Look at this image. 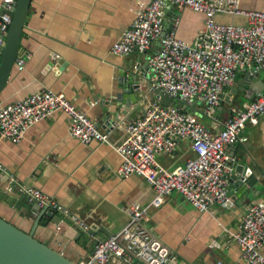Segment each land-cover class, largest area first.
<instances>
[{"label":"crops","instance_id":"0c3cea01","mask_svg":"<svg viewBox=\"0 0 264 264\" xmlns=\"http://www.w3.org/2000/svg\"><path fill=\"white\" fill-rule=\"evenodd\" d=\"M149 0H30L20 37L18 54L23 67L12 66L8 79L0 91V105L40 89L63 92L80 110L93 118L107 140L82 143L68 134L67 116L56 109L32 123L17 141L0 137V214L28 230L38 223L34 234L43 241L58 246L76 261L90 255L98 239L119 231L127 222V206L148 202L154 191L137 173L125 177L115 171L121 162L115 150L123 136L124 122L140 115L143 106L158 98L146 84L134 89L136 109L113 126H102V102L118 90V79L129 70L142 71L153 79L147 60L157 48L156 40L143 50L121 55L110 51L123 29L133 18L135 9ZM248 9L264 10V0H239ZM1 3V0H0ZM168 8L165 9L164 14ZM176 17L165 22L164 29L174 27L176 36L192 41L203 28V14L189 7H173ZM171 16L170 14H168ZM166 16V15H165ZM220 21L243 22L237 14H217ZM55 53V55H54ZM244 71H236L243 78ZM264 70L259 78L230 93V102L223 98L215 112L208 116L196 110V116L211 131L216 132L232 109L241 108L256 96L262 87ZM228 92L229 86H226ZM261 89V90H262ZM104 125V124H103ZM247 139L230 144L227 152L234 158L232 169L242 159L263 183L247 187L244 196L235 197L227 204L213 202L200 211L193 207L177 190L164 196L157 207H150L144 224L171 250L166 264H214L217 258L228 264H244L233 233L246 204H264V115L256 123L246 122L243 128ZM193 156L187 138H177L172 153L160 151L157 160L166 169H174ZM256 163L254 165L252 161ZM256 166V167H255ZM38 187L64 204L70 212L88 224L87 229L74 224L66 215L57 213L59 228L51 229L49 217L39 214L34 202L28 201L15 188L4 190L8 179ZM49 227H47L46 226ZM218 245H210L211 240Z\"/></svg>","mask_w":264,"mask_h":264},{"label":"built area","instance_id":"2783aa9c","mask_svg":"<svg viewBox=\"0 0 264 264\" xmlns=\"http://www.w3.org/2000/svg\"><path fill=\"white\" fill-rule=\"evenodd\" d=\"M14 1L1 0L0 3V45L11 21L7 9L12 8ZM169 5L189 7L203 14V28L192 41L175 35L177 19L170 29L162 30L164 12ZM224 13L243 15L245 21L216 18L217 14ZM154 40L157 48L147 60L153 71V85L190 105L193 111L163 104L158 95L143 106L139 116L123 123L124 136L114 147L121 158L115 171L122 177L130 173L141 175L154 193L144 204L130 203L126 208L127 222L119 231L96 240L89 257L78 261L79 264H166L172 258L171 250L144 224L148 210L159 206L172 190H177L200 211L208 210L213 202L227 204L230 201L227 174L234 160L227 148L246 141L245 123H256L264 115V88L241 108L232 109L216 132L200 122L195 113L198 108L208 116L215 112L224 88L235 81L239 68H249L251 73L264 68V10L244 8L239 0H149L134 10L132 21L110 51L126 55L136 49H147ZM14 63L18 69L22 68L23 57H16ZM56 109L66 114L68 134L72 137L82 143L107 140V132L63 92L48 89L1 104L0 137L17 141L32 123ZM182 137L189 140L193 156L174 169H166L156 154L172 153L176 139ZM13 188L38 207L46 205L87 229L85 220L44 190L10 177L4 190ZM233 239L244 264H264L263 203L246 204ZM210 245L218 243L213 239ZM214 264L228 263L217 258Z\"/></svg>","mask_w":264,"mask_h":264},{"label":"water","instance_id":"95a60500","mask_svg":"<svg viewBox=\"0 0 264 264\" xmlns=\"http://www.w3.org/2000/svg\"><path fill=\"white\" fill-rule=\"evenodd\" d=\"M29 3L30 0H15L12 8L7 9L11 13V21L4 42L0 45V91L8 79L15 58L19 56L20 37ZM173 17H176V13L173 11V6L169 5L163 18V31L165 30V22H170ZM143 51H146V49H143ZM240 69L244 71L243 78H237L229 85L228 92L225 93L226 88L223 90V99L227 102H230V93H234L238 89L245 90V86L256 81L259 78L260 71L264 70L262 68L251 73L249 68L241 67ZM142 84L152 87L154 94L160 96L161 103L174 104L182 109L193 111L190 105L172 98L163 92L160 87H155L153 79L143 74L142 71H138V69L135 71L129 70L119 77L118 90L102 102L101 120L104 121L102 126L111 127L116 121L122 120L123 116H129L130 112L136 109V106L133 105L136 101L134 89H139ZM261 89L262 87H257L251 92L254 91L257 95ZM98 123L100 124L99 121ZM252 163L256 165L254 161ZM260 181L261 179L252 171L248 162L242 159L235 166V172L228 176L226 188L229 200H234L237 196H244L248 186ZM39 214H45L49 217V222H51L49 223L51 227H49L51 229L59 228L61 217L46 205L40 207ZM37 219L34 221L33 227L26 230L0 214V264H79L78 261L66 255L58 246L47 243L35 236L34 229L38 223ZM88 257L89 255L86 254L83 260Z\"/></svg>","mask_w":264,"mask_h":264}]
</instances>
